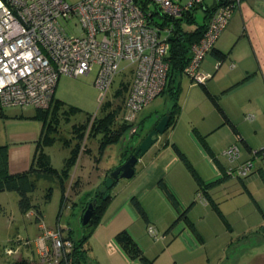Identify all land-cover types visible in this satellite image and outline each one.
I'll list each match as a JSON object with an SVG mask.
<instances>
[{"label":"rangeland","instance_id":"1","mask_svg":"<svg viewBox=\"0 0 264 264\" xmlns=\"http://www.w3.org/2000/svg\"><path fill=\"white\" fill-rule=\"evenodd\" d=\"M68 1L76 3L80 0ZM206 3L210 5L211 0H207ZM195 17L196 22L202 24L204 9L198 8ZM156 18L161 20L160 15H156ZM126 63L125 61L122 64L120 72L101 103L100 95L103 91L94 84L95 71L83 76L67 74L60 76L55 94L63 101L64 105L58 112L57 121L53 122L55 127L48 132L49 139L45 138L42 143V149L49 154L53 166L59 170L65 167L66 160L72 156L75 149L80 150L77 161L68 167V175L63 176L66 193L69 195L66 204L69 206L61 207L62 188L58 180L41 179L37 183L36 190L31 193L34 201L39 203L43 209L42 221H36L30 211L21 212L17 191L0 192V264H16L22 257L32 263L35 260L36 262L40 261L34 243L28 246L24 244L27 240L34 241L42 233L40 223H44L46 227L52 229L61 219L63 226L72 228L74 239H79L86 232L85 226L82 224L86 206L89 205V201L96 192L105 190L104 173L123 164L130 155V152L128 153L130 148L126 146L124 137L105 143L107 139L105 131L99 127L90 136L85 132L83 140L78 136V129L84 124L85 131H88L89 125L93 124L91 120L97 121L96 126H98L101 118L110 112H116L114 122L110 124L112 129H115L123 121L124 101L132 83L134 69V65L125 67ZM216 76L217 74L206 81L205 85L209 90L211 82ZM178 78L181 81V92L178 99L181 109L178 123L173 130L169 129L160 134L158 141L150 150L157 149L167 140L178 143L177 139L195 149V143L192 142L190 133L192 128L196 127L206 135L208 143L220 160L226 162L222 154L229 147L228 144L233 141V137L235 138V133L229 124H223V115L214 101L206 94L202 83L191 81L186 75H179ZM226 95V92L218 91L217 96L221 104H224ZM70 106L76 107V110L66 113L65 110L69 111ZM171 106L170 95L166 92L157 96L143 108L138 116V122L142 121L139 128L140 138L154 126L157 116L168 111ZM5 108L14 114L17 112L20 117L18 120L24 121L23 124L28 125V122L37 121L33 117L36 113V107L33 105H13ZM245 126L248 125L245 124ZM33 145L37 146L34 142ZM240 146L243 154H246L242 143ZM186 154L200 172L198 165L195 164L199 159L197 152L195 157L191 153L192 158H196L195 162L188 153ZM182 167L192 183V194L195 192L194 198L197 201L191 208L192 219L204 241L200 242L197 239L196 241H199L200 245L195 248L188 236H180L172 241L171 234H163L164 230H161L155 238L144 227V232L142 229L140 237L145 244H148V247L152 248L149 252L157 255L156 263L196 264L200 261L203 264H264L263 233L255 231L264 221L258 206V203L261 207L264 206V182L259 175H254V181L250 187L251 194L243 187L240 179L235 176H230L228 181H231L228 182L226 188H221V186L215 190L217 202L231 225L228 227L212 207L205 205L200 200L196 193L194 177L184 164ZM77 181L80 183V187L78 190H73L72 184ZM131 181L130 179L117 181L112 187L111 193L119 192L123 196L127 190L124 187H127ZM50 186H53V193L50 200L46 201L45 195ZM141 225L144 226V224ZM208 258H210L209 262Z\"/></svg>","mask_w":264,"mask_h":264},{"label":"built area","instance_id":"2","mask_svg":"<svg viewBox=\"0 0 264 264\" xmlns=\"http://www.w3.org/2000/svg\"><path fill=\"white\" fill-rule=\"evenodd\" d=\"M206 1L0 0V105L48 109L62 74L83 76L93 71L94 84L103 91L101 103L126 61L125 67L134 65V69L121 123L137 122L143 108L165 90L169 77L173 25L156 15L177 20L196 6L205 7ZM241 1L216 0L213 5L211 0L210 6L216 9L201 39L192 45L191 59L183 71L191 81L205 84L210 78L202 62L227 28L234 13L232 5ZM223 155L232 176L246 178L255 170L253 159L241 161L237 144ZM199 198L206 202L202 194ZM40 227V253L47 264H58L74 241L58 229L43 223ZM147 230L155 238L159 235L154 224Z\"/></svg>","mask_w":264,"mask_h":264},{"label":"crops","instance_id":"3","mask_svg":"<svg viewBox=\"0 0 264 264\" xmlns=\"http://www.w3.org/2000/svg\"><path fill=\"white\" fill-rule=\"evenodd\" d=\"M220 51L229 52V54L225 58H220ZM202 69L211 75L210 78L217 74L211 82L210 91L216 96L220 90L222 93L226 92L227 97L224 100V104L222 103L221 105L232 122L237 126L240 135L249 145L245 146V143L237 137L233 127L229 124L235 133V138L233 137V141L228 146L234 143L238 144L242 153L241 161L253 159L256 164L254 172L243 181L252 193L250 187H252L254 175L257 174L261 178L259 170L264 167V153H258V151L264 149V0H242L239 3L227 28L218 38L215 50L203 60ZM222 98L220 99L223 100ZM249 114L253 115L252 119L247 117ZM18 116L17 112L14 114L6 110V108L3 114L0 113V143L9 145V170L11 172L21 171L30 166L37 147H34L33 142L37 144L43 129L41 120L37 119V121L28 122V125H26L23 124L24 121L18 120L20 118ZM238 122L239 124H237ZM223 124L228 123L223 122ZM245 124L248 126H245ZM190 136L192 137V142L195 143V149L183 144V142L181 143L177 138L179 144L173 142L185 154L188 153L191 158L193 157L191 153L195 157L197 152L198 161L195 162L194 159L196 158L192 159L198 165L201 173L198 172L203 179L207 182H215L210 186L209 193L217 201L215 190L221 186V188H226L228 182L231 181H228L230 177L217 181L221 178L219 167L207 154L193 131H191ZM173 142L168 140L162 146L157 147V149L149 150L148 153L139 159L133 179L130 178L132 180L131 183L129 182L127 187L123 186L127 188L126 194L121 196L119 192L111 193L112 196L106 210L87 240L88 253L84 264H143L138 259L129 257L116 241V234L124 229H127L132 234L146 255L153 258L156 262L157 255L149 252L152 248L148 247V244H145L140 237L141 230L143 229L142 232H144V227L147 229L148 223H153L158 228L159 233L161 230H164L163 234L170 233L172 241L180 236H188L195 248L200 245L199 241H204L198 228L196 227L200 236L185 221H181L170 228L179 211L159 186V181L164 179L176 195L182 208L187 207L193 201L194 203L197 201L194 198L195 192L192 194V183L184 173L182 167L184 162L173 147ZM240 142L244 146L246 154H243ZM107 173H104V178ZM240 181L242 182V180ZM243 187L245 188L244 184ZM197 188L196 183V193H198ZM134 196L143 203L148 214V222L140 216L133 205L132 198ZM201 201L211 207L209 203ZM194 203L189 210V216L192 221L191 208ZM67 206L69 204L65 203L64 207ZM258 206L264 218V206L261 207L259 203ZM261 223L260 228L255 231L258 233L262 232L264 240V221ZM141 224H144V226ZM52 229H58L66 236H72L73 232L69 226L62 225L61 219L57 222L56 227ZM37 238L34 241L27 240L24 243L26 246L34 243L36 247V253L40 261L36 262L35 260L31 264H47L40 253ZM72 238L74 239L73 236ZM197 239H199L198 242L196 241ZM207 260L209 262L210 258ZM196 264L203 263L199 261Z\"/></svg>","mask_w":264,"mask_h":264},{"label":"trees","instance_id":"4","mask_svg":"<svg viewBox=\"0 0 264 264\" xmlns=\"http://www.w3.org/2000/svg\"><path fill=\"white\" fill-rule=\"evenodd\" d=\"M232 6L235 11V9L239 6V4L234 3ZM198 8L204 9V22L202 24H198L196 22L195 12ZM215 9H216V6H210L207 4L205 7L204 6L194 7L191 12H188L184 17L179 18L177 20H173L166 16L161 17V18H164L162 19L164 23H171L173 25V33L170 36L171 48H170V53L167 57V60L169 61V75H168L169 77H168L166 88L161 93L162 95L163 93L167 92L168 95H170V98L172 100V106L168 111L158 115L157 121H156L158 122L164 115H169V125H168L167 130L172 129L176 126L178 122V115L181 109V106L178 101L179 94L181 92V81H179L178 76L184 75L183 73L184 68L186 67V65L189 63L191 59L192 45L201 39L206 29L207 21L211 13ZM194 24L196 25L193 26ZM228 54L229 52L220 51L219 57L225 58L228 56ZM203 87H204L206 94L214 101L219 111L223 114L224 122L230 124L233 127V130L236 132L237 137L245 143V146L246 145L249 146L247 142L245 141V139L240 135L235 123L232 122V120L230 119L226 111L224 110L223 106L218 100V97L215 94H212L211 91L207 88V86H205V84H203ZM63 105H64L63 101L59 97H56V94H55L53 98V103L50 108L43 109V108L36 107V113L34 114L33 117L42 121L43 129H42L41 138L37 142V147L35 150L34 157L32 159L30 166L27 169L17 171V172H11L9 170V145L0 143V192L6 191V190L17 191L19 194V207H20L21 212L27 213L28 211H30L32 215L35 216L36 221H42L44 217L43 209L41 208L39 203H36L34 201L32 194H31L32 192L36 190L38 181L41 179H46L49 181L58 180L62 188L61 207L64 206V204L67 203V200L69 199V195L66 193L63 176L68 175L67 173L68 167L70 166L71 163L77 161V158L80 152L79 149H75L73 151L72 156L66 160L65 167L62 170H59L53 166L49 154L46 153L44 149H42V143L45 140V138H47V140L49 139V137H47L48 132L51 130V128L55 127V125H53V122L57 121L58 112L60 108L63 107ZM4 109L5 107L0 105L1 114L4 113ZM69 109H70L69 111L65 110V112L69 113L70 111H75L76 107L70 106ZM115 113L116 112L107 113L104 117L101 118L98 126H96L97 121L94 120L93 124L91 123L92 126L89 125L88 131H85L86 126H84L83 124L82 127L78 129L79 131L78 136L80 137V139H82L86 135L85 132H87L88 136H90L91 133L99 127L105 131V136L107 137V139L105 140V143L117 141L119 138L125 136L128 130L132 129L134 126H136L139 123L138 122L139 118H138L137 122L135 123L123 122V123H120L118 126H116L115 129H112L110 124L114 122ZM192 131L194 135L196 136V138L198 139V141L200 142V144L202 145V147L207 152V154H209V156L213 159V161L219 167L221 171V178H219L217 181L223 180V179H226L232 176L231 173L229 172V169H228L229 164L225 156L223 155V157L226 160V162L224 163L220 160L219 156L216 154V152L212 149V147L208 143L206 135L202 134L196 127H193ZM172 144L175 150L179 153L184 164L186 165V167L188 168V170L191 172L192 176L194 177L197 183V186H198L197 188L198 196L199 194H202L206 202L209 203L211 207L219 214L223 222L228 227H231L229 220L227 216L224 214V212L221 210L219 203L209 193L210 186H212L215 182L205 181L203 177L200 175V173L198 172V170L196 169V167L194 166V164L187 157V155L183 151H181V149L178 147L176 143L173 142ZM130 151H128V153ZM258 153H264V149H261L260 151H258ZM131 154L133 153H130V155ZM111 171H109L106 177L104 178V181H103L104 183H105L106 178L110 175ZM259 172L264 182V167L261 168ZM246 178H239V179L242 180L243 182ZM78 181L80 182V180ZM78 181L72 184L71 188L73 190H78V188L80 187V183ZM243 184L245 186V189L251 194V192L249 191V189L247 188L244 182ZM159 186L163 189L168 199L179 211L178 216L174 219L170 228L174 227L176 224H178L181 221H185L186 224L196 234L200 236L194 222L191 220L189 216V210H190L191 205L194 203V201L191 202L190 205H188L187 207L182 208L176 195L169 188V186L166 184L164 179H161L159 181ZM52 193H53V186H50L45 195L46 201L50 200ZM111 196L112 195L110 194L106 199L101 198L98 205H96L94 214L91 220L86 225H84L86 232L84 233L82 237H80L79 239H73L72 236L69 235V237L72 238L74 241L73 248L71 250L64 251L62 257L59 259L58 264H84L87 258V253H88L87 240L89 236L91 235V233L93 232L96 225L99 223L103 212L107 208V205H108V202ZM132 203L135 206L138 213L140 214V216L143 217L148 222L149 220L148 214H147V211L143 203L136 196L132 198ZM87 207L88 206H86L85 210L87 209ZM149 224H153V223H148V225ZM115 238H116V241L120 244V246L125 250V252L132 259H138L143 264H156L153 258H150L146 255L143 248L139 245V243L135 240V238L132 236V234L127 229L119 231L116 234ZM16 264H31V262L28 259L22 257V259L17 261Z\"/></svg>","mask_w":264,"mask_h":264},{"label":"water","instance_id":"5","mask_svg":"<svg viewBox=\"0 0 264 264\" xmlns=\"http://www.w3.org/2000/svg\"><path fill=\"white\" fill-rule=\"evenodd\" d=\"M216 0H214L213 5ZM169 125V115H164L155 125V127L144 137V139L140 142L137 149H135L134 153L131 154L128 159L113 169L110 175L105 180V187L108 189L104 195V199H106L111 194V188L115 185L117 181L121 179H130L135 174V166L139 159L143 157L150 148L158 141L159 135L163 134L167 131ZM96 204L90 203L85 210L82 217V224L86 225L92 218L94 214Z\"/></svg>","mask_w":264,"mask_h":264},{"label":"flooded vegetation","instance_id":"6","mask_svg":"<svg viewBox=\"0 0 264 264\" xmlns=\"http://www.w3.org/2000/svg\"><path fill=\"white\" fill-rule=\"evenodd\" d=\"M141 122L140 121L136 126H134L132 129H130L124 137V140H125V143H126V146L129 147L131 149L130 153H134L135 149H137L138 145L140 144V142L144 139V137L155 127L156 123L154 124V126H152L148 132L146 133L145 136L141 137L140 138V131H139V128L141 126ZM141 130V129H140ZM138 138H140V140H138ZM111 173V172H110ZM108 189L105 188V190H101L99 191L98 193L96 192L95 193V196L91 198V200L89 201V204L90 203H95L96 205H98V203L100 202L101 198H104V195L106 193ZM98 194V195H96Z\"/></svg>","mask_w":264,"mask_h":264}]
</instances>
